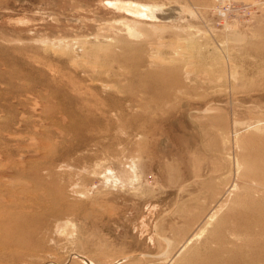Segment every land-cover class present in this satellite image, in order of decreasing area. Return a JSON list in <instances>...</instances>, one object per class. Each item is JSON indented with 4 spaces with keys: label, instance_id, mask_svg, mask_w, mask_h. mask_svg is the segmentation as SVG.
<instances>
[{
    "label": "rangeland",
    "instance_id": "rangeland-1",
    "mask_svg": "<svg viewBox=\"0 0 264 264\" xmlns=\"http://www.w3.org/2000/svg\"><path fill=\"white\" fill-rule=\"evenodd\" d=\"M118 1L0 0V264H264V0Z\"/></svg>",
    "mask_w": 264,
    "mask_h": 264
},
{
    "label": "bare ground",
    "instance_id": "bare-ground-1",
    "mask_svg": "<svg viewBox=\"0 0 264 264\" xmlns=\"http://www.w3.org/2000/svg\"><path fill=\"white\" fill-rule=\"evenodd\" d=\"M120 5H122V7H125L127 9H130L132 11H136V12H144L146 13L149 17L152 18H161V19H168V12H166L165 7L163 5H158V7L156 8V12L150 11L149 9H151L150 5H146V4H141L139 2L136 1H132V0H119L118 1ZM158 9V10H157ZM148 11V12H147ZM170 13V12H169ZM128 30L131 32H135V30H133L131 27L127 26Z\"/></svg>",
    "mask_w": 264,
    "mask_h": 264
},
{
    "label": "built area",
    "instance_id": "built-area-1",
    "mask_svg": "<svg viewBox=\"0 0 264 264\" xmlns=\"http://www.w3.org/2000/svg\"><path fill=\"white\" fill-rule=\"evenodd\" d=\"M224 12V11H223Z\"/></svg>",
    "mask_w": 264,
    "mask_h": 264
}]
</instances>
